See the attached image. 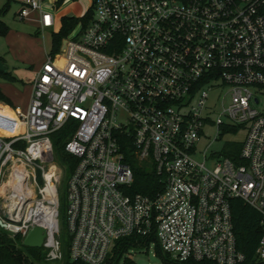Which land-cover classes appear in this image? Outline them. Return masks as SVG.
I'll return each mask as SVG.
<instances>
[{
	"label": "built area",
	"instance_id": "2783aa9c",
	"mask_svg": "<svg viewBox=\"0 0 264 264\" xmlns=\"http://www.w3.org/2000/svg\"><path fill=\"white\" fill-rule=\"evenodd\" d=\"M57 1L21 0L17 18L37 14L39 29L58 32L59 7L76 0ZM72 17L64 48L62 40L35 72L27 107L0 112L4 229L23 238L43 227L45 259H61L64 171L52 134L65 128L75 159L66 181L71 260L102 264L116 240L154 235L179 262L264 264V0H90ZM209 127L214 139L243 136L207 153L197 142ZM124 137L161 175L156 196L127 193ZM233 142L235 159L224 154ZM233 198L261 217L252 262L236 246Z\"/></svg>",
	"mask_w": 264,
	"mask_h": 264
},
{
	"label": "trees",
	"instance_id": "16d2710c",
	"mask_svg": "<svg viewBox=\"0 0 264 264\" xmlns=\"http://www.w3.org/2000/svg\"><path fill=\"white\" fill-rule=\"evenodd\" d=\"M62 1L63 0H58L57 4L60 5ZM7 7L8 2L1 8L0 15L5 13ZM91 15L92 11H89L88 16ZM76 22L77 18L72 16H63L61 18V27L59 31L51 33V52L59 50L62 39L74 27ZM8 29L9 27L0 19V35L5 36ZM0 76L14 80L7 70L3 72L0 71ZM0 100L7 104H11V101L1 89ZM70 135L71 133L65 128L52 134L55 158L64 171V182L63 184L61 182V185L65 188V194L66 181L75 163V159L64 150V143ZM121 143V149L124 152L125 160L130 164L133 171V181L128 187L127 193L130 195L139 193L150 197L156 196L163 187L161 175L157 174L151 163L141 161L136 157L130 138L124 137ZM228 147V152H224V154L235 159L240 149V142H233ZM231 211L236 246L238 250L244 254L246 261L252 262L255 258V250L262 234L261 217L253 207L240 198H233L231 200ZM8 234L9 232L7 230L0 227V264H40L41 262H46L44 247H25L21 243L22 236L20 234L12 237H9ZM58 239L61 243L62 264H85L70 259V235L65 225L60 231ZM150 244L154 246L155 255L161 260L162 264H214L209 261H176L167 253L163 252L154 235H150L149 237L130 235L116 240L111 249L112 252L106 257L102 264H119L123 256L124 260L128 259L129 262H132L127 255L133 250L147 249ZM124 260L122 263H124Z\"/></svg>",
	"mask_w": 264,
	"mask_h": 264
},
{
	"label": "rangeland",
	"instance_id": "374dc122",
	"mask_svg": "<svg viewBox=\"0 0 264 264\" xmlns=\"http://www.w3.org/2000/svg\"><path fill=\"white\" fill-rule=\"evenodd\" d=\"M20 1L21 0H0V10L3 5L8 2V7L5 13L0 15V19L9 27L5 36L0 35V61L5 65L7 71L14 78V80H12L0 76V89L9 98L14 106L24 110L28 104L30 83L35 72L31 64H33L36 58L43 54L44 47L49 49L50 35L53 30L47 29L44 32L36 33L35 27H33L30 22L18 19L17 11L20 8ZM81 3L86 4L85 0H76L71 2L69 6L75 8L79 7L78 5ZM78 29L79 28H76L74 33H76ZM258 99L259 103L257 104V107L264 111V94L258 95ZM206 132L207 138L201 139L197 142V145L201 148V150L207 148V153L215 152L217 154H221L227 141L241 140L243 136V132L238 131L234 133L222 134L214 139L217 135L215 127L207 128ZM63 180L64 179L62 178V184L64 182ZM38 181L41 183L40 178ZM59 203L60 233L63 226L65 225L66 227V194L63 185L59 188ZM8 236L12 237L10 233ZM59 244L61 252L60 241ZM111 252L112 251H110L109 254ZM127 257L131 259L132 262H129L128 259L124 260L123 256L119 264H162L161 260L155 255L154 246L152 244H150L147 249L131 251ZM61 259L54 262L46 260V262H41L40 264H62ZM122 259L124 260V263H122Z\"/></svg>",
	"mask_w": 264,
	"mask_h": 264
},
{
	"label": "crops",
	"instance_id": "0c3cea01",
	"mask_svg": "<svg viewBox=\"0 0 264 264\" xmlns=\"http://www.w3.org/2000/svg\"><path fill=\"white\" fill-rule=\"evenodd\" d=\"M85 3L86 4L81 3L80 5H78L79 7L72 8L71 6H69L70 2L64 1V3L61 5V7H59L57 13H58L60 18H62L63 16H72V15L74 16V15L80 14L83 11H85V9L89 6L90 0H85ZM27 21L30 22L33 25V27H35L36 32H44L45 30H47V29H39V27H38V15L37 14H33ZM50 42H51V35H50ZM49 50H50V47H49V49L44 47L43 54L40 57L36 58L34 60L33 64H31V66L33 67L35 72H37L38 68L40 67L41 63L44 60L45 54L47 52H49ZM35 72H34V74H35ZM31 91H32V88L30 85L29 98L31 95ZM13 107H16V106H14L12 104V102H11V104H7V103L0 100V112L10 113L11 109Z\"/></svg>",
	"mask_w": 264,
	"mask_h": 264
},
{
	"label": "water",
	"instance_id": "95a60500",
	"mask_svg": "<svg viewBox=\"0 0 264 264\" xmlns=\"http://www.w3.org/2000/svg\"><path fill=\"white\" fill-rule=\"evenodd\" d=\"M65 46V40L62 41L61 49ZM5 65L0 61V71H6ZM0 227L4 228L5 225L0 220ZM46 230L41 226L30 227L22 238V245L30 248H40L44 246V239L46 237Z\"/></svg>",
	"mask_w": 264,
	"mask_h": 264
}]
</instances>
